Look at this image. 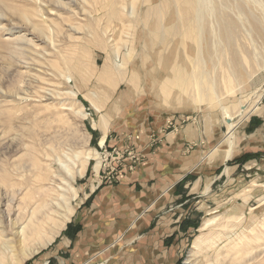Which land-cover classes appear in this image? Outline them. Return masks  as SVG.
Masks as SVG:
<instances>
[{
	"label": "rangeland",
	"instance_id": "obj_1",
	"mask_svg": "<svg viewBox=\"0 0 264 264\" xmlns=\"http://www.w3.org/2000/svg\"><path fill=\"white\" fill-rule=\"evenodd\" d=\"M136 1L0 0V178L8 173L38 187L45 176H64L45 158L51 146L60 155L75 143L92 159L73 182V216L91 189L116 185L122 170L145 159L143 141L156 150L165 135L186 130L182 152L200 161L193 173L213 184L202 229L179 254L180 264H238L251 249L264 248V0H198L210 10L202 33H187L176 0ZM157 5L173 18L162 22L172 29L149 46L141 23ZM254 118L262 123L257 133ZM154 124L165 127L149 133ZM92 128L118 135L123 145L98 148ZM33 157L41 162L35 168ZM62 160L76 168L70 156ZM116 173L118 182L106 183ZM209 220L215 222L204 228ZM42 221L43 236L60 225ZM65 227L24 259L38 242L14 243L4 264H29L54 247ZM126 242L116 237L105 253L122 251Z\"/></svg>",
	"mask_w": 264,
	"mask_h": 264
},
{
	"label": "crops",
	"instance_id": "obj_2",
	"mask_svg": "<svg viewBox=\"0 0 264 264\" xmlns=\"http://www.w3.org/2000/svg\"><path fill=\"white\" fill-rule=\"evenodd\" d=\"M258 119L253 122L258 121L256 133L262 125ZM164 127L154 124L149 133ZM92 129L98 148L123 145L118 135ZM188 137L182 129L167 134L156 150L143 141L145 159L133 171L122 170L116 185L95 193L91 189L89 200L78 205L54 247L29 264H180L179 254L202 229L213 184L193 173L200 161L184 156ZM122 236L128 239L122 251L105 253L108 244Z\"/></svg>",
	"mask_w": 264,
	"mask_h": 264
},
{
	"label": "bare ground",
	"instance_id": "obj_3",
	"mask_svg": "<svg viewBox=\"0 0 264 264\" xmlns=\"http://www.w3.org/2000/svg\"><path fill=\"white\" fill-rule=\"evenodd\" d=\"M150 1L154 3L155 0H149L148 2ZM176 1L177 3L180 2V4L182 5V8H180L181 7L180 6L179 7L180 9L179 8L177 9H179L178 12H180L182 15L181 19L183 21V25L186 26L187 28L186 29L187 33L196 32V31L202 33L203 30L205 29L204 27L205 23L203 25V18L205 17V10L207 9V7L205 6L207 5L205 4V6H202L203 1L199 3L198 0H176ZM136 3H139L138 0L136 1ZM108 7H111L113 13L115 12L112 4L109 5ZM171 8H172L171 4H169L168 9L172 11ZM150 9H148L144 14L145 16L144 18H142V23H141L142 39L145 38L146 42H150L149 46L151 44L153 45L154 41L164 42L165 38L162 36L165 33H168L172 29L170 27L165 28L162 24L163 18H165L164 17L165 14H163V12H165L163 11L165 8L163 7L159 8L158 6L157 8L155 7V9H153L152 11H150ZM208 10L209 9H207V11ZM165 19L167 20L166 21L167 23H171L173 20L171 16ZM224 28H226V25ZM146 32L150 34L147 35ZM117 57L115 60V64H116L115 66L116 68H122L124 63H119ZM163 62L166 64L167 60L163 59ZM142 66L144 65L142 64ZM145 77L147 83L149 85H152L154 76H152V74H150V72L148 71ZM69 94L71 96L75 95V93L73 92H69ZM244 108L245 106L242 108V110ZM62 110H68V109L62 108ZM83 116L85 117V115ZM244 116L245 114H243L242 111L238 120L244 121L246 118ZM231 128L233 129L235 127L232 125ZM104 143H105V138L102 139L101 145H103ZM47 145L49 146L52 144L47 143ZM49 151H50L49 153L52 152V154L46 155L45 160L47 161V163H49V165L53 164L54 162H57L60 168L63 170L65 174L64 176L59 173L56 175H48L43 178L41 177L42 181L45 184L43 183V185H40L38 187L31 186L30 182L27 181L23 183L19 180H14L12 178V175L8 173L3 174L2 177L0 178V184H1L0 188L3 193V196L2 197L0 196V217L3 219L2 221L0 219V264H4L5 260L11 255L13 248L12 245L14 243L26 247L27 245L29 246V243L37 241L39 246L37 248H34V250L31 252H28L27 250L24 251L26 254L22 258L24 259L26 257H30L32 254L37 253L40 249L50 245L54 241L55 237H57L60 234L61 230L66 226V223L70 221V217L72 216L73 211L69 207V197L71 192L73 193L75 192L73 182H75L77 177H82L84 175L86 166L88 162L92 159V155H91L92 153L90 154L88 153V151L84 153L85 152L84 151L83 154L80 151V149L77 147V145H75V143L68 144L67 146L65 145L60 155H56L57 149L54 148L53 146L50 147ZM69 156L70 159L74 161L73 166H76V168L69 167V165L67 166L66 163L62 160V157L68 159ZM96 156L97 158H99L98 154ZM229 157L230 155L226 156L227 159ZM30 160L32 161L30 165V167L32 166V168H35L36 166L41 164V162L34 159V157ZM96 167L98 168L99 164H97ZM43 218L53 222L54 225L57 224L60 225L53 231L52 234L43 236L44 235L43 234L44 223L42 221ZM214 222L215 220L207 221L205 223L204 228L211 226ZM3 223L6 224L3 226L2 225ZM245 255L246 256H244V258H242V260H240L238 264L264 263L263 261L264 248L262 247L251 249L249 252L245 253ZM21 261L22 259H17V262H14L13 264H20Z\"/></svg>",
	"mask_w": 264,
	"mask_h": 264
},
{
	"label": "built area",
	"instance_id": "obj_4",
	"mask_svg": "<svg viewBox=\"0 0 264 264\" xmlns=\"http://www.w3.org/2000/svg\"><path fill=\"white\" fill-rule=\"evenodd\" d=\"M102 153H100V155H101ZM107 157H109V155L107 156ZM102 158V157H101ZM134 159V158H133ZM139 161V159L138 158H136V162H138ZM102 162H104V160L102 161ZM136 162H134V163H136ZM135 167V166H134ZM134 167H131V169H133ZM135 169V168H134ZM103 174H104V172H103ZM118 176L119 175H117V173H116V175H114L113 177H111V178H109L108 180V182H106V183H108V184H110V185H113V183H117L118 182ZM103 182H105V181H101V183H103ZM99 186H100V184H99Z\"/></svg>",
	"mask_w": 264,
	"mask_h": 264
}]
</instances>
